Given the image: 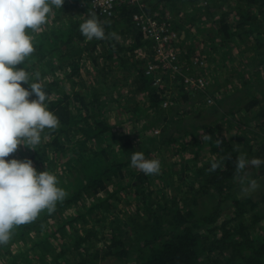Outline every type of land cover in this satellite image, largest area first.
<instances>
[{"label": "trees", "instance_id": "1", "mask_svg": "<svg viewBox=\"0 0 264 264\" xmlns=\"http://www.w3.org/2000/svg\"><path fill=\"white\" fill-rule=\"evenodd\" d=\"M157 1L167 2L173 9L178 6V2L197 5L201 0ZM219 1L209 0L212 5H217L220 9L224 4L232 5L230 0ZM236 1L238 5L234 9L222 12L220 20L215 21L219 26L213 30V33L214 31L217 33L210 39L215 44L217 38L220 37L218 44L221 49L230 45L224 49L225 53L232 52L238 41L250 40L255 44V52L251 54V61L248 64L259 66L264 64V31H261L262 25L255 17L254 6L260 5V13L264 14V0ZM88 3L90 0H65L63 8H53L52 13L48 16V23L44 31L40 34L29 33L35 36L33 40L35 51L27 58L26 65L17 66L19 68L25 66L32 73L40 72L41 81H36L33 76L32 82H43L49 96V99L45 101L46 107L54 112L60 120L58 132H67L68 135L82 133L84 137L77 141L81 146L87 145L92 139L101 141L108 136L114 145L117 144V147L111 145L90 146V148L84 149L82 158L74 159L73 157L67 172L61 175L60 179L56 176L58 187L67 193L62 202H57L56 211L79 203L86 194L108 190L109 184L115 182L114 180L117 178H122L124 171L130 168V158L134 151H142L145 157H148L152 152L159 150L162 143H176L191 137L194 139L193 143L183 148L193 155L190 159L191 163H181L179 168H176L178 165L174 163L173 170L162 171L161 178L166 183L161 188H154L151 184L154 175L146 176L141 172H136L131 174L132 179L126 183L125 187L113 191L106 197H99L98 202H93L88 207H80V209H87L71 217L69 222L88 223L89 219L86 216L91 213L104 216L106 212L114 209L109 198L114 197L119 190L130 187L135 195L137 213H133L123 220L117 218L119 225L108 227L110 232L108 239L100 238L99 231L94 227L85 229L82 234L70 235L72 243L68 244L69 246L74 244L72 249L79 256L74 260L67 259L64 263L264 264V225L260 224L264 220V208L260 205L264 202V192H262V198L258 200H255L253 193L245 198H240L239 190L242 185L234 179L235 161L239 155L244 154L248 160L253 157L264 160V136L262 139L254 141L246 138L245 142L240 144V138L236 139V136L227 139V141L218 140V143L212 136L208 140H203L200 135L201 130L204 132L215 131L212 124L222 121L228 115L244 111L253 114L252 117L245 114L249 122L253 123L255 120L257 124L264 127V121L260 119L264 117V82L260 80L252 83L255 78L250 77V80H245L243 86L232 93L228 95L223 93L220 97H212L214 98L212 104L208 105L206 102L197 107L198 103H195V107L198 108L195 115L200 116V121L192 120L195 115L177 114V117L169 123L168 114L163 116L162 120L166 123L162 122L166 129L164 131L163 128L164 135L161 143L157 142V139L136 143L132 138L120 136L114 130L113 124L108 123L104 118H98L100 115L104 116L102 106L105 102L96 87H94L96 90L93 92L91 100L76 92L73 96L65 95L51 100L50 97L57 91L59 92L61 88L59 79H44L45 76L53 74L57 69L63 67L69 60L72 63L68 64L72 67L75 66L72 69V72L75 73L78 71L82 59L90 56L96 64L101 66L98 82L106 89L109 77L106 73L108 62L110 63L117 57L121 69H128L130 66H135L137 70L140 69L132 84L138 91L149 93L151 96L150 108L160 109L162 102L166 100L159 96L152 85V79L148 78L144 69L137 65L141 63L133 62L130 56H127V51L142 43L141 32L139 33L132 22V9L123 7L121 9L122 17L115 20H104L97 17L104 21L103 27L106 36L113 32L119 37L131 34L134 37L132 45H124L115 39L88 41L79 31V25L84 19L81 17L84 15L83 11L86 10V15L89 12ZM84 6L87 7L84 8ZM195 9L198 12L202 8L196 7ZM233 12L239 13L240 19L243 20L242 23L230 22V17L234 16ZM198 19L193 15L186 22L195 23ZM246 26L249 29L242 32ZM219 48L216 49L219 50ZM99 50L102 53H99ZM55 56L59 58L58 63H55V60L52 61ZM45 67L48 68L44 69ZM248 73L251 71L249 70ZM260 73H262L261 70L258 72L259 78L261 77ZM72 74L71 79L75 76ZM24 87L27 88L28 85ZM253 89L254 92H252ZM209 94L214 93L208 87L204 97ZM230 98L233 101L229 102L228 106L225 103ZM256 107L257 111L254 110ZM156 120L160 119L156 117L148 124H152ZM185 122L190 127L186 124L183 126L182 124ZM246 124L249 125V123ZM233 141L235 143H232ZM54 144L56 148L63 149L62 145L57 143V138ZM207 146L211 148L209 158L201 155ZM40 151L41 148H38L31 152L29 159L37 157ZM227 156H230L231 159L223 160V167L218 168L215 172L208 171L212 161ZM6 159L11 160L10 157ZM191 167H194L191 171L194 181L189 183L187 190H184L183 186L187 183L185 171ZM175 171H181V175L174 177ZM245 172L247 176L244 179V185L252 179L257 180L258 183L264 181V165L259 168L248 167ZM173 186L175 187L174 191ZM168 188H172V190ZM48 217L49 213L44 210L35 221L14 228L9 243L26 240L30 233L38 230L41 222ZM100 220V218L97 219L102 222ZM106 227L103 226V228ZM47 237L49 236L47 235ZM46 240V238L41 239L34 245L37 247L43 244L42 247H44ZM9 243L0 246V254L6 250L7 253H10ZM61 257L64 256L59 253L52 255V259L47 260L44 264H58Z\"/></svg>", "mask_w": 264, "mask_h": 264}, {"label": "rangeland", "instance_id": "2", "mask_svg": "<svg viewBox=\"0 0 264 264\" xmlns=\"http://www.w3.org/2000/svg\"><path fill=\"white\" fill-rule=\"evenodd\" d=\"M231 2V6L224 4L222 9L218 8L217 5H212L209 0H201L197 5L178 2V6L173 9L171 8L172 13L170 12V16L173 18V24L169 26L172 27V34L168 36V32L165 31L164 34L152 40L145 39V42L142 44V54L144 55L135 54L138 47L127 51V56H130L133 62H140L141 64L137 65L145 71V64L151 60L152 48L158 42L164 41L165 38L168 39L169 44L167 45L171 46L174 52L173 65L170 68H164V66L160 65L157 71V77L148 75L145 71L147 77L152 79V85L156 92L161 98L166 99L162 102L160 109H156L157 107L150 108L151 96L149 93L147 91H138L135 85L132 84L133 80L137 78V73L140 69L137 70L135 66H130L128 69H121L120 62L116 59L117 57L110 63L108 62L106 73L109 77L107 81L108 88L106 89L98 82L101 66L96 64L93 58L91 59L90 56L83 58L78 71L75 73L72 72L75 66L72 67V65L68 64L72 63V61H67L68 63L60 69H57L53 74L44 77L45 80L59 79L61 86L59 92L57 91L56 94H53L50 99L53 100L60 96L64 97L65 95L73 96L76 92L91 100L93 98L92 94L96 90L94 87H96L97 92L105 102L102 106L104 116L100 115L98 118H104L108 123L113 124L115 127L114 130L118 135L132 138L136 143H140L143 140L151 141L155 139L159 143L163 142V128L164 131L166 129L163 123L165 121L162 120L163 116L168 114V122L170 123L173 118L175 119L177 117V114L195 115L198 112V108L194 105L195 103H198L197 107L199 105L202 106L206 102L208 105L212 104L214 102V98L212 97H220L223 93L225 95L232 93L234 90L241 88L244 81L250 80V77L255 78L252 80V83L259 82L260 80L264 82V64H260L259 66L248 64L251 61V54L255 52V44L253 42H250V40L246 42L238 41L232 52L225 53L223 52L224 49L230 45H226L221 49L218 44L220 37L217 38L215 44L210 39L217 33V31L213 33V30L219 26L215 21L220 20L222 12L231 11L232 8L234 9L238 5L236 0H230ZM163 3L169 5L167 2ZM196 7H201V11L196 12ZM209 8L210 11H208ZM254 8L255 17L262 25L261 31H264V14L260 13L261 7L260 5H256ZM233 14L234 16L230 17V22L242 23L243 20L240 19L239 13L237 12L235 14L233 12ZM193 15L199 19L195 23L186 22ZM248 29L246 26L242 32ZM118 41L124 45H132L134 37L131 34H126L119 37ZM216 48H219V50ZM99 53H102V51L99 50ZM58 56L53 57L52 61L55 60L54 62L58 63ZM47 68L45 67L44 69ZM249 70L251 73H248ZM260 70L262 73H260L261 77L259 78L258 72ZM71 74L75 75L73 79H71ZM187 78H194V81L187 82ZM208 87L214 94H209L204 97ZM254 89L252 92H254ZM30 99L35 98L30 97ZM232 101L233 99L230 98L225 104L229 106V102ZM254 110L257 111V107ZM245 114L251 117L253 116L252 113L246 111L238 112L235 115H228L222 121L212 124L215 131L204 132L201 130V138L204 136H212L217 142L218 140L227 141V139L236 136V139L240 138V144H243L246 138L253 141L262 139L264 136V127L257 124L255 120L253 123L249 122ZM156 117L160 120L148 124ZM214 117H217L216 114ZM260 119L264 121V117ZM192 120L197 122L201 118L199 115H195ZM160 121L163 122L161 123ZM245 122L249 123V125ZM185 124L190 127L186 122L182 125L185 126ZM68 134L67 132L60 133L57 129H45L41 133V143L35 148V150L41 148V151L37 157L32 159L34 167L38 172L47 170L60 179V176L67 172L73 157L74 159L82 158L84 156V149H87V147L106 145L117 147V144L114 145L110 136L103 138L101 141L92 139L87 145L84 144L81 146L77 141H80L79 138L84 137L82 133H78V135ZM56 138L57 143L62 145L63 149L56 148L54 144ZM193 140V138L187 137L185 140L183 139L176 143H162L159 150L152 152L150 156L146 157L147 159H158L161 162L160 173L154 175L152 179L153 183L151 184L154 188H161L166 183L161 178L162 171L173 170L174 163L178 165L176 168H179L181 163L186 164V162H192L190 159L193 154L183 147L192 144ZM232 143L235 142L233 141ZM35 150L21 145L17 152L9 157L11 159L23 160L29 158L31 152ZM201 155L209 158L211 156L210 146H207ZM193 169L194 167H191L185 171L188 176L186 175L187 183L183 186L184 190H187L189 183L194 181V175L191 172ZM136 172L138 171L130 167L124 171L122 178H117V180H114L115 182L109 184L108 190H102L100 193L90 195L86 194L79 203H74L68 208L60 209L59 211L55 210V213L49 214V217L41 222L39 229L32 231L26 240L19 242L12 241L9 243L10 253H7L6 250L0 254V264H44L47 260L52 259V255L57 253L64 256L59 258L58 264H65L64 262L67 259L74 260L79 256L72 249L74 244L69 246L68 243H72L69 236L82 234L89 227H94V229L98 230L100 238L105 237L108 239L110 237L108 227L111 225H119L117 218L123 220L129 215L137 213L135 195L130 187L119 190L114 197L109 198V202L112 201L114 209L106 212L104 216L91 213L86 216L89 219L88 223H83V221L69 222V219L80 214V211L87 209H80V207H88L91 203L98 202L99 197H106L113 191L125 187L126 183L132 179L131 174ZM180 175L181 171H175L174 177H179ZM259 185L258 190L253 192L255 194V200L261 199L262 192H264V181L259 183ZM174 189L175 187L173 186V191ZM169 190H172V188ZM260 205L264 208V202ZM99 218L102 222L97 221ZM260 224L264 225V220ZM103 226L107 227L103 228ZM44 238L47 239L44 242V247H42L43 244L37 247L34 245V243ZM22 253L23 255H21Z\"/></svg>", "mask_w": 264, "mask_h": 264}, {"label": "clouds", "instance_id": "3", "mask_svg": "<svg viewBox=\"0 0 264 264\" xmlns=\"http://www.w3.org/2000/svg\"><path fill=\"white\" fill-rule=\"evenodd\" d=\"M64 3L65 0H0V246L9 243L14 228L35 221L44 210L54 213L57 202H62L67 195L58 187L56 175L47 170L38 172L31 159H6L21 145L35 150L45 129L55 130L60 126L58 116L46 107L49 96L43 82H32L33 76L41 81L40 72L32 73L25 66H17L26 65L27 58L35 51V36L29 33L44 31L53 8H63ZM81 17L84 19L79 31L88 41L119 40L115 32L106 36L104 21L94 11L89 10ZM33 96L35 99H30ZM225 159L231 157L212 161L208 171L223 167ZM261 165L264 160L257 157L248 160L241 154L236 158L234 179L242 185L240 198L260 187L255 179L244 185L246 168ZM130 167L152 176L160 173L161 162L147 159L142 151H134Z\"/></svg>", "mask_w": 264, "mask_h": 264}, {"label": "built area", "instance_id": "4", "mask_svg": "<svg viewBox=\"0 0 264 264\" xmlns=\"http://www.w3.org/2000/svg\"><path fill=\"white\" fill-rule=\"evenodd\" d=\"M84 3L82 2V5ZM87 9L89 5H87ZM127 7L132 9V22L136 29L146 35V39H154L168 32V36L173 33L171 24L173 18L170 16L171 7L157 0H90V11H94L104 20H115L122 17V8ZM164 11H166L164 13ZM168 16V17H164ZM167 38L162 42H158L152 48L151 60L145 64L146 74L157 77V71L160 65L164 68H170L173 65V49L167 45ZM143 47L136 49L135 54H142ZM142 49V50H141ZM154 57V59H152ZM187 82H193L194 78H187ZM210 101V100H209Z\"/></svg>", "mask_w": 264, "mask_h": 264}, {"label": "crops", "instance_id": "5", "mask_svg": "<svg viewBox=\"0 0 264 264\" xmlns=\"http://www.w3.org/2000/svg\"><path fill=\"white\" fill-rule=\"evenodd\" d=\"M84 3H85V1H84ZM89 4H90V3H88V5H89ZM89 6H90V5H89ZM86 7H87V6H84V8H86ZM170 7H171V6H170ZM85 11H86V10L83 11L84 15H86V14H85ZM97 17H100V16H97ZM100 18L103 19L102 17H100ZM139 33H140V32H139ZM125 35H126V34H125ZM140 35H141V42H142V43H141L139 46H137V47H140V46L143 44V42H145V39H146V35H145L144 33H140ZM142 46H143V45H142ZM137 47H136V48H137Z\"/></svg>", "mask_w": 264, "mask_h": 264}]
</instances>
